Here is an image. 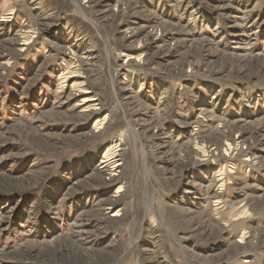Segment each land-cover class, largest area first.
Instances as JSON below:
<instances>
[{
    "label": "rangeland",
    "instance_id": "rangeland-1",
    "mask_svg": "<svg viewBox=\"0 0 264 264\" xmlns=\"http://www.w3.org/2000/svg\"><path fill=\"white\" fill-rule=\"evenodd\" d=\"M0 264H264V0H0Z\"/></svg>",
    "mask_w": 264,
    "mask_h": 264
}]
</instances>
